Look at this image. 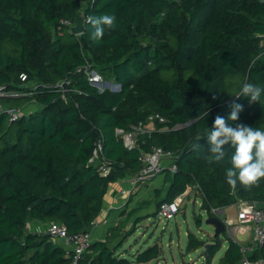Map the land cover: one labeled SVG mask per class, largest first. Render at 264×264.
<instances>
[{"label":"trees","instance_id":"1","mask_svg":"<svg viewBox=\"0 0 264 264\" xmlns=\"http://www.w3.org/2000/svg\"><path fill=\"white\" fill-rule=\"evenodd\" d=\"M103 14L115 15L117 26L92 41L84 19ZM80 15L79 34L60 24L61 19L75 24ZM257 33L264 34V0H0V85L33 91L0 96V264H70L61 244L47 232L27 229V223L36 220L44 228L55 221L69 233L90 230L108 185L136 173L140 154L153 146L175 152L177 169L167 171L172 181L150 215L157 216L160 203L173 201L188 185L199 187L208 216L211 207L264 202V179L250 190L239 184L232 189L225 176L230 164L209 163L207 138L199 140L217 115H228L233 101L244 111L232 126L264 130V95L251 105L236 97L246 80L264 88V35ZM85 59L119 89L99 90L76 71ZM63 78L70 80L65 99L54 87ZM29 83L36 88L26 87ZM21 107L30 113L10 121L5 110ZM205 112L208 116L198 118ZM155 113L164 121L147 123ZM139 122L155 130L139 135L138 146L129 149L115 130ZM100 137L111 164L105 176L88 164ZM225 148L230 159L234 149ZM140 210L138 204L128 212L135 217L128 230L122 232L125 221L110 226L106 238L92 241L76 264L158 258L157 243L129 256L118 251L145 217ZM186 236L187 250L206 242L192 232ZM226 239L217 264H238L240 246ZM221 242L213 237L203 251L206 264ZM249 258H264V247Z\"/></svg>","mask_w":264,"mask_h":264},{"label":"built area","instance_id":"2","mask_svg":"<svg viewBox=\"0 0 264 264\" xmlns=\"http://www.w3.org/2000/svg\"><path fill=\"white\" fill-rule=\"evenodd\" d=\"M60 24L67 26L69 29L74 25L70 19H61ZM76 71H83L87 80L99 90H102L105 87H108L111 90L119 89L118 83L104 81L101 75H99L91 67V63L87 59H85V61L76 68ZM20 79L24 81L25 76L20 75ZM69 85L70 80L63 78L55 82L54 87L61 93V97L65 99L66 93L70 91ZM28 86L36 88V85H31V83L27 84L26 87ZM32 92V90L25 91L22 89H8L6 85H0V96L15 97L31 94ZM5 111L7 112L10 121L18 118L22 113H30L29 108L23 107L7 108ZM156 118L159 121H164V118L157 113L149 115L147 119L153 120ZM149 131L150 130L147 129L141 122L131 124L130 129L128 130H123L121 128H116L115 130L116 134L122 137L124 145L129 149L138 146V136ZM175 157V152L171 150H164L160 146H153L150 151L141 153L139 156L140 168L136 173L130 176L129 187L121 189L120 195L128 198L135 193L137 184L140 181L151 179L154 176L166 171L175 172L177 169L174 163ZM166 162L168 164H165ZM88 164L96 166L97 171L104 176L109 173L111 164L110 161L103 155L102 137L96 140L94 148L88 159ZM257 203L258 202L255 201H239L236 203L237 221L240 224L239 228L241 229L242 226L249 225L253 232L252 241L249 244L240 245V252L242 254L240 264H264V258H249V252L253 251L255 248L264 247V209H256ZM180 205V197H175L173 201L170 202L163 201L160 203L158 208L157 217H163L167 221L172 220ZM211 212L225 222L224 217H222V207H211ZM95 223L96 221H92L90 226H93ZM225 224L226 230L230 234L234 233L236 227L238 228V226H235L232 222L226 221ZM34 231L47 232L55 242L59 241V243L64 247L65 255L71 258L70 264H76L79 257L85 250H87L92 242L90 230L69 233L65 225L55 221L50 222L44 228L42 226H37Z\"/></svg>","mask_w":264,"mask_h":264},{"label":"clouds","instance_id":"3","mask_svg":"<svg viewBox=\"0 0 264 264\" xmlns=\"http://www.w3.org/2000/svg\"><path fill=\"white\" fill-rule=\"evenodd\" d=\"M117 17L113 14H103L100 16L89 15L84 19V23L91 25L92 32L90 39L99 42L103 39L105 30L114 29L117 24ZM257 37L264 34L257 33ZM264 95V88L255 83H243L237 98L243 96L248 98L249 104L261 101ZM230 111L226 117L217 115L214 118L211 129L206 128L199 136V140L206 137L210 145L206 157L209 163L227 162L230 164L225 170L226 182L235 189L239 184L246 190L252 187H258L260 181L264 179V130L236 123L232 126L229 122H236L240 114L244 111V106L233 101L229 105ZM208 116V113H202L198 118ZM226 145H231L234 152L230 159H227L228 152ZM195 147H201L199 144Z\"/></svg>","mask_w":264,"mask_h":264},{"label":"rangeland","instance_id":"4","mask_svg":"<svg viewBox=\"0 0 264 264\" xmlns=\"http://www.w3.org/2000/svg\"><path fill=\"white\" fill-rule=\"evenodd\" d=\"M180 126L177 125L176 127ZM165 164L168 163L166 162ZM162 175L158 174L151 179L140 181L137 184V197L141 200L138 203L141 204V210L138 214L149 213V216L141 218L134 232L127 237L128 239L127 241L125 240L126 242H124L123 246L128 250L129 254H135L157 243L160 253L158 258L137 264H206L204 261L203 246L194 250L186 249L187 232H192L195 236L205 241H210L214 234V226L205 223L208 213L200 206V196H190L189 199H184V202L181 203L172 220L167 221L163 217L158 218L157 216L150 215L155 210L154 204L156 205V199L152 198L153 190L151 186L159 187L163 191L166 190V186L159 179ZM170 179L171 176L169 175L167 183L170 182ZM235 211L236 206L231 207L227 212L233 218H236ZM198 215L201 216L200 222L197 221L196 216ZM222 216L224 217V215ZM234 225H240L237 219L234 220ZM27 229H29V226H27ZM223 233L220 234L223 245L217 252L213 264L218 262L228 242L225 239L227 235Z\"/></svg>","mask_w":264,"mask_h":264},{"label":"crops","instance_id":"5","mask_svg":"<svg viewBox=\"0 0 264 264\" xmlns=\"http://www.w3.org/2000/svg\"><path fill=\"white\" fill-rule=\"evenodd\" d=\"M30 106H31L30 108H32V109L38 108L36 105H30ZM147 123H152V119L151 120L148 119ZM147 129H149L150 131L155 130L154 128H152V126H147ZM160 174H163L162 176H160L159 179L166 186V190L163 191L159 187H154L153 185L151 186V189L153 190V197L152 198L156 199V201L158 199L162 198L166 194V191L169 187V184L172 181V176H171V174H168L167 171L160 173ZM169 175L171 176V179H170V182L167 183ZM130 176L131 175L120 178V179L116 180L115 182H112L108 185V187L104 193L102 209H101L99 215L93 220V221H96V223L93 226H91V228H90V237H91L92 241L104 240L106 238V235L108 234V228L110 226L117 224L118 221H125V225L122 228V232L128 230L129 227L131 226L135 217L134 216L129 217L128 212L132 208L137 206L138 203L141 202V200H139L140 198L138 199V197H137L138 187H136V191L134 194L131 195V197L129 196L128 198H125V197L120 195L121 189L129 187ZM197 195L200 196V198L202 200V197H201L202 195L200 193L199 187H197V185H188L186 187V189L183 191V193L176 196V197H180L181 203H183L184 199H189L190 196L195 197ZM194 201H195V198H194ZM154 206H155V204H154ZM235 206H236V203L222 207V210L224 209L223 215H224L225 222L228 221V222L234 223V220L237 219V210L235 211L236 212V218H233L227 212L231 207H235ZM226 209H227V211L225 212ZM148 214L149 213H145V214H141V215L146 216ZM27 226H29V230L33 231L37 226H42V224L36 220H32V221H29L27 223ZM235 226H238V228L237 227L235 228V231L233 234H230L229 232H227V230L225 231L226 233L224 232L223 234L230 236L235 242H237L239 244V246L244 245V244H249L253 238V232H252L251 227L249 225L248 226H242L240 229L239 228L240 225H235ZM127 239H126V241H127ZM126 241H124V242H126ZM124 242H123V244H124ZM57 243H59V241H57ZM205 243H213V237L210 239V241L207 240ZM222 245H223V240L221 242V247H222ZM226 247H227V245H226ZM226 247H225V249H226ZM118 251L123 253L125 256L133 255V254H129L128 250L126 248H124L123 245L120 248H118ZM251 252H249V254ZM216 254L213 256L210 264H213L215 262ZM241 258H242V254H241ZM238 264H240V261Z\"/></svg>","mask_w":264,"mask_h":264},{"label":"water","instance_id":"6","mask_svg":"<svg viewBox=\"0 0 264 264\" xmlns=\"http://www.w3.org/2000/svg\"><path fill=\"white\" fill-rule=\"evenodd\" d=\"M82 31H83V16L80 15L78 17L76 23L70 27V32L74 33V34H79ZM256 209H264V202H258L256 204ZM205 223L211 224L214 226L213 237H216V236L219 237L221 233L226 231L225 222L221 218H219L215 215L207 216V218L205 219ZM211 244L212 243H205L203 246L204 250L207 251Z\"/></svg>","mask_w":264,"mask_h":264}]
</instances>
